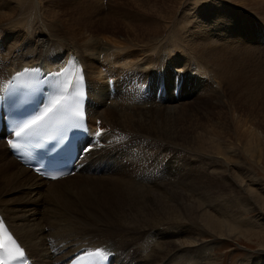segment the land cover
I'll use <instances>...</instances> for the list:
<instances>
[{
	"label": "rangeland",
	"instance_id": "obj_1",
	"mask_svg": "<svg viewBox=\"0 0 264 264\" xmlns=\"http://www.w3.org/2000/svg\"><path fill=\"white\" fill-rule=\"evenodd\" d=\"M19 2V0H7V2H2L0 6V11L3 12L15 10L14 16L0 21V62L3 65L10 66L18 52L22 54L21 51L26 50L24 48H26L31 38L35 41L31 45L32 50L28 51L29 53L24 57V60L27 64L28 60L33 58L31 55L34 54L37 58L35 59L36 63L39 62L38 65L44 64L46 43L48 40L53 39L47 30V27L51 24L57 25L59 29L57 31L60 34L66 33L65 35L69 37L68 40L75 43L77 48L81 49V52L90 61L96 57L91 56L88 52H90L93 44L96 45L95 42L97 41L112 46L114 48L112 52L132 50L130 56L134 59V63H132L134 68L132 69L129 66L117 63L114 65L113 72H110L106 68L110 65L111 58L106 57L109 59L106 61L102 60L104 58L100 61L95 60L97 64H101L102 61L107 64L101 67L102 70L100 69L104 73L101 72V76L112 74L105 77L107 81L110 77H113L115 81L118 78L122 79L125 72L126 74L131 73L137 67H154L157 64L156 60L151 64H144L150 57L155 59L156 51L154 49L161 47H167L168 49L176 44L175 38H178V36L174 34L172 29L175 19H180L183 22V29H181L183 39L186 40L187 38L188 41H193L196 44L198 41L195 40L201 39V37L209 40L213 39L215 49L219 54L213 59L207 58V56L199 59L205 62V66L210 70L209 73H201L197 70L188 71L187 68L190 62L196 60L188 55L189 53L183 48L182 51L176 49L168 51L163 62V68L159 70L155 68L149 72L150 74L143 75L144 77L148 76L144 80L151 78V75H153V80L158 81V79H164L165 74L166 80L169 82L166 85L167 81L164 79L165 84L160 87V97L157 96L158 92L156 91L146 95L144 103L147 104L143 106L142 111H129L120 106H112V104L107 107L101 106L98 109L100 115L104 111H120L123 117L133 118L134 122L126 120L123 122L124 127L119 130L110 126L103 116L97 120L95 117L93 118V125H99L95 131L102 132L100 142L105 143L106 140L123 137V130L132 137V145L137 153L136 157L142 159L148 154L146 152H149V143L152 139L159 146L182 159L177 162V160H180L178 157H171L174 163L177 162L175 165L184 170L182 175L175 176L164 181V183H158L157 186L151 188H141L117 177L105 179L115 172L112 165L116 154L114 151H110L112 160L104 162L103 165L107 167L102 172L99 169L87 173L85 167L84 171L62 181L58 186H61L60 188H63L66 192L61 197L57 195L49 196L45 193L49 184L44 189L40 187L34 189L32 187L33 192L29 194L24 188L20 189L17 183H14L13 186L15 190L17 189L16 191L12 189L0 195V198L3 197V201L0 202H4L2 207L21 208L23 209L22 213L32 218L39 209V211H42L39 214L40 219L47 216V208L53 207L55 209L53 214L59 215L61 218V223L57 224L56 228L64 230L62 226H65V229L70 227L67 230L71 231L75 228H71V226L76 223L78 230L83 235L68 236L69 240L87 243L88 239L93 236V233H84L87 229L99 228L102 234H110L113 226L110 220L114 215L113 210L115 208L108 201L110 199L107 197L110 194L108 190L116 186H124L145 193L164 191L167 194L166 192H172L185 180L194 181V175L200 178V182L204 181L212 184L206 186L204 191H210L213 194L217 191V194L235 199L233 221L240 224L245 231L255 233L256 237L242 239L243 237L239 236L241 240L234 238L219 239L210 234H203L199 244L190 249L198 250V252L204 250L206 255L203 260L206 264H264V212L262 211L264 209H259L258 205L253 202V195L263 194L264 196V0H183V2L182 0H35L39 18L36 16L37 10L32 0H27L23 5ZM214 7L223 16L231 19L227 23H223L221 19H218L219 27L216 31L211 28L210 20H208V16L211 15L210 11ZM33 8L35 11L34 17H28L21 22L17 21L16 14L18 12ZM173 15L175 17L171 20L162 18ZM156 26L160 27L156 28ZM231 27H234L235 33L230 32ZM90 40L93 42L91 43ZM34 43L37 45H33ZM87 45H89V48ZM20 46L22 49L18 51ZM35 47H38V50ZM149 49L151 50L149 51ZM86 50L88 51L85 52ZM3 54L9 59L2 58ZM177 58L178 60H175ZM186 69L188 74L185 72ZM90 70L91 74L95 75L97 69L95 71ZM168 70L175 73L174 81L171 78L174 73ZM247 76L248 78L251 76L252 79H259L261 84L257 88L252 84H250L251 89L246 87L247 84L244 79ZM191 78L200 82L194 85L189 84L188 90L181 93L179 98L169 101V95L174 94L172 84L177 79L178 82L182 80L180 83L183 82V91L187 87V83L192 80ZM144 85L146 87L147 84ZM108 89L110 90V88ZM110 92L113 93L111 90ZM246 95L251 96L250 101V97L247 100ZM139 104V102H131L125 105L139 108ZM165 116L167 120L178 127V131H186V133L191 134L192 139L194 136L200 137L204 145L210 146V149L200 148L195 145L196 142L193 144L185 143L180 138L165 136L154 123L156 121L161 124ZM181 118H184L183 122H180ZM240 126L242 127L238 128ZM241 131H247L248 133H244L247 136L250 133L245 138L248 139L250 144L252 143L250 147H244V141L241 143L240 139L243 136ZM239 135H242L241 138ZM191 138L189 140H192ZM121 139L127 140L125 137ZM215 146L217 149H214ZM123 148L125 149L124 146ZM150 148L155 154L154 159H156L160 153L156 152V148L151 145ZM100 149L103 151L107 147ZM2 152L4 153L5 150H2ZM98 155V153L92 151L90 156L97 157ZM121 156V160L124 162L131 160V157L125 151H122ZM4 162L5 160L0 157L1 186L9 178L7 169L3 165ZM88 165L90 166V163ZM87 174L92 179L89 181L81 180ZM73 180H76L74 182H77V180L84 182L71 184ZM172 185H175V188H172ZM224 185H227V187ZM37 189H41L40 192H37ZM186 189L188 190V188ZM60 192L61 190L56 194ZM215 201H218V199H215ZM123 203L128 202L123 201ZM120 207L115 209L118 211V215L125 212L133 213L134 211V209L127 206ZM154 212L160 213L159 211ZM155 223H147L145 227L137 231L142 232L141 238L150 235V238L157 239L155 236L161 229L155 226ZM195 224L193 222H179L177 224H165L162 228L164 230L188 228ZM200 227L204 229L203 223ZM45 230L51 233L48 226L45 227ZM113 238L116 243L123 244L120 235ZM203 260L200 264H205ZM138 264H141V262L139 261Z\"/></svg>",
	"mask_w": 264,
	"mask_h": 264
},
{
	"label": "bare ground",
	"instance_id": "obj_2",
	"mask_svg": "<svg viewBox=\"0 0 264 264\" xmlns=\"http://www.w3.org/2000/svg\"><path fill=\"white\" fill-rule=\"evenodd\" d=\"M19 1H20L19 3L23 5L27 0H19ZM2 2L3 3L7 2V0H0V6L2 5ZM32 3H35V0H32ZM35 6L37 10L36 16L39 18L37 3H35ZM210 12L211 15L208 16L209 18L208 20H210L209 24L211 25V28H213L214 31L218 30L219 27L217 23L218 19H221L223 23H227V21L231 20L228 17L223 16L218 9L216 10L215 7L211 9ZM34 13H35L34 8L24 9L16 14V19L17 21L21 22L28 17H34ZM14 15H15V10H7L5 12L0 11V21L5 20ZM174 17L175 15L167 16L166 18L162 17V18L171 20ZM182 23H183L182 20L175 19L172 24V29L174 31V34L178 36V38H175L176 44L170 46V48L168 49L167 47L154 49L156 51L155 59L150 57L149 60H147L144 63V64H151L156 60L157 64L152 68L137 67L131 73L128 72V74H126L125 72L126 75L124 74V77L115 87L116 88L115 93L110 92V90L108 89L110 83L105 78L111 76L112 74L108 76H101V72H102L101 67L107 64H105V62L103 61L100 62L101 64H97L95 60L100 61V59L104 58L102 60L106 61L109 60L107 58H111L112 61L109 63L110 65H108L106 68L110 72H113L114 65L117 63L118 64L121 63L124 66H129L132 69L134 68L133 66L134 64H132L134 63L133 61L134 59L133 57L132 58L130 57L132 55V50L126 49L125 52L122 51L116 53V52H112V50L114 49L112 46L108 44L107 45L103 44L99 41L97 42L94 41L96 45L94 46V44L93 45L91 44L93 47L88 53L96 58H92V61H90L85 57L84 53L81 52L82 50L77 48L75 43L68 40L69 37L65 35L66 33L60 34L57 31L59 30L57 28V25L51 24L47 27V30L51 35V37H53V39L51 41L48 40L46 43L47 44L46 54L43 60L44 64H42V66L38 65L39 62L36 63L35 59L37 58H35L36 55L34 54L31 55L33 56V58L28 60L27 64L24 60V57L28 55L29 53L28 51L31 49L32 43L35 41L33 38L29 39L28 41L29 43L27 42L28 44L26 48H24L26 49L25 50L26 52L21 51L23 55L18 52V55L14 57L13 62H11L10 66L3 65L0 62V86H1L0 96L2 98L8 96H15L18 95L22 90H27L29 87L33 85H36L38 88L42 89L43 86H47L46 85L47 77L62 71L69 64L70 56L71 54H73L79 58L81 66L83 68V72L85 73V78L87 80V84H86L87 93H88L87 106H88V113L90 115L91 124L93 125L94 117L97 120L102 118L103 116L110 126H112L114 129L121 130L124 127L123 122H125L126 120L134 122V119L123 117L122 112L120 111L109 110L102 112V115H100L101 113L98 114V109L101 106L107 107L112 104V106H120L121 108L129 111H133V110L142 111V109L144 108L143 106L147 104L144 103V97L149 93H151L152 91H154L153 85L157 82V80L156 81L153 80V75H151V78H149V80H147L148 78L144 80V78L148 76L144 77L143 75L150 74L149 72L155 68L158 70L163 68L164 67L163 62L165 57H167L166 55L168 51H174L175 49L182 51L183 48V50L189 53L188 55H191L192 58L196 60V61H192L193 63L190 62L189 67L187 68L188 71L197 70L198 72L201 73L210 72L208 67L205 66L204 64L205 62L200 61L199 59L201 57L204 58L206 56L207 58L213 59L216 55L219 54V52L215 49L216 48V46L214 45L215 42L213 41V39L209 40L205 37H201V39L200 38L196 39L195 41H198L197 44L194 43L193 41L190 40L188 41L187 38L184 37L186 38L187 40L186 41L181 36V29H183ZM157 27L160 26H156V28ZM230 32L235 33L234 27H231ZM40 33L44 34L41 31ZM92 42L93 41H91V43ZM33 45H37V44L34 43ZM21 46L18 48L19 50L17 49L18 51L22 49ZM87 46L89 48V45ZM35 48L38 50V47ZM35 48L33 49L35 50ZM85 49L87 48L85 47ZM151 49H149V51ZM194 50H196L200 54H198ZM87 51L88 50H86L85 52ZM144 53H146V51H144ZM2 58L9 59L8 57H5V54H3ZM87 60H89L90 62ZM175 60H178V58ZM190 65L192 66L191 68ZM37 66L41 68H38ZM89 68L94 71L95 69H97L95 73V75L96 74L97 75L96 76L92 75L91 70ZM26 69L29 71L26 72L25 71ZM32 69H39V71L36 72L35 76H33V72L31 71ZM187 69L185 70L186 74H188ZM168 71L173 72L171 70ZM20 72H25V73L22 74V76H19ZM102 74L104 73L102 72ZM68 76L72 80L71 83L74 84L75 79L78 77V68L73 63H71L69 66ZM174 77H175V73L171 76L172 81H174ZM164 79L165 81H167L165 74H164ZM164 79L162 80L160 79L158 81L157 89H159L161 86L165 84ZM146 80L147 83L152 86V88L148 91H137L140 85H142V83ZM244 81L246 82L247 84L246 87L248 88H250V84L256 86V88L261 84L259 79H252L251 76H249V78L247 76L244 79ZM30 82L33 83L31 84ZM197 82L199 83L200 81L199 80L195 81V79H192L190 82L187 83V87H185L183 91L181 90L179 92L181 93L185 92V90H188L189 84L194 85ZM246 96H245L246 99L250 97L249 98L250 101L251 96L250 95H246ZM175 99H177L175 94L171 93L169 95V101H174ZM131 102H135V103L139 102L140 103L139 108H134L125 105ZM183 121L184 118H181L180 122ZM154 123L157 127L161 129V132L167 137L180 138L185 143L193 144L194 142H196L195 145H197L198 147L210 149V146L204 145L200 137L194 136L192 139L190 136L191 134L186 133V131H182V130L178 131V127L173 122L167 120L166 116L165 118H163L161 124H159L156 121ZM253 125L255 124L253 123ZM241 127L242 126L238 128ZM3 132H4V136H6L7 138L11 136L6 134V129H4ZM122 132H123V137L127 138V140L121 139L123 137L106 140V142H108V143L105 142L107 145L106 146L107 149L103 151H101V149L95 151L96 153L99 154L97 157L90 156L93 150L91 151V153L89 152L90 155L89 154H85L84 156L79 155L78 157L79 163L81 162L84 165V167L81 169L80 172L84 171L85 167L87 169L86 171L87 173L94 172V170H99V169H100L99 171L102 172L103 169L107 167L106 165H103L104 162L108 160H112L110 151H114L116 156L114 158L112 167L114 168L115 172L114 174H112L109 177H106L105 179L117 177V178L125 179L130 183L141 188H151L157 186L158 183H164V181L166 180L172 179L175 176H180L183 174L184 170H181L180 167L178 168L175 165V163L182 160L178 155L176 156L175 154H172L169 150H165L163 147L159 146L157 142H154L152 139H150L151 143H149V152L148 151L146 152L148 153L146 155L148 157L145 156L144 158L140 159L136 157L137 153L135 147H133L132 145V140H131L132 137L128 135V133H125L123 130ZM245 132L248 133L247 131H244L241 133L243 136L239 135V137L242 136V138L240 137L241 138L240 140L241 143H243V141L245 142L244 147L247 146L250 147L252 143L250 144L248 139H245L249 136L250 133L247 136L246 134H244ZM88 138H90L89 135ZM190 138L192 140H189ZM96 143L97 141L94 144L97 145ZM78 144L83 145L84 144L83 139L80 140ZM150 145L156 148L155 149L157 150L156 152H159L160 155H163L164 157L162 156L160 158L159 157L160 155L158 154V157L154 159L155 154L150 150L151 149ZM123 146L125 147V149L123 148ZM216 146L214 147V149H217L218 146L217 147ZM248 149L250 150V148ZM2 150H5V152L3 153ZM249 150L248 152L250 153ZM122 151H125L126 154L131 157V160H128L127 162L122 161L121 160ZM163 152L164 154H162ZM257 154L259 155L258 152ZM82 156L83 158L81 159ZM0 157H2L5 160L3 165L7 169L8 177H9L8 179L5 180L6 182H3L2 186L0 183L1 186L0 195H2L5 191L9 192L12 189H14L13 186L14 183H17L20 189L24 188V190L28 191L29 194L33 192L31 189L32 187L34 189L39 187L44 189V187L47 184H49V186L45 190L46 191L45 193L48 194L49 196L57 195L58 197H61V195L64 194L66 191L63 188L61 189L60 188L61 186L58 185H60L62 181H65L66 179L70 177H74V175L80 173L78 172L72 175H68L57 180L44 179L43 177L34 173L30 168L24 166L21 162L17 160V158L13 155L8 145V140L3 142V140L0 139ZM171 157L173 158L178 157L180 160H177V162L174 163V161L171 160L172 159ZM86 160L88 161V163H85ZM89 163L90 166L88 165ZM184 174L186 175V173ZM197 176L199 175L197 174ZM193 178L194 181L185 180L177 188H175V185H172V188L175 189L172 192H166L167 194H165L164 191L145 193L144 191H136L134 188H127L124 186H116L113 189L108 190L110 192V194L107 193L109 194L107 195L108 199L110 198L108 201L115 209H119L120 206L122 207L127 206L134 209V211L133 213L125 212L122 215H118V211L114 209L113 210L114 215L110 220V223H113L110 234H102L99 228L87 229L84 233H93L92 238L88 239L87 243L78 242L77 240H69L68 236L83 235L78 230L76 223H73L74 226H71L69 224L71 228L75 227L71 231L67 230L70 227L69 228L66 227L65 229V226L62 225L61 226L64 228V230H61L58 227H57L58 229L56 228V225L61 223L60 221L61 218L59 215L53 214L54 213L53 211H55L53 207L50 208L51 210L47 208L46 210L47 216L44 217L43 219H40L39 214H41L42 211H39V209L38 211H36L35 216L32 218L31 216H27L26 214L22 213L23 209L21 208L11 209V207L3 208L2 203L4 202H0L1 204L0 223H2L4 229L7 230L4 231V229H0V237H4L6 239L7 235L10 233L13 239L16 241V244L19 245V247L24 250L23 257H20L19 253L16 251L15 245L9 244L8 246L17 255V262L22 263V261H24V263L27 264H69L71 261L78 258L80 254L95 249H99L105 254H108V257L110 256L112 258V264H138L139 261L141 262V264H200L202 263L201 260L205 258L206 255L205 251L201 250V252H198V250L196 251L190 248L194 247L196 244H199V240L201 239V236L203 234H210L219 239L234 238L239 240H241L242 237H243L242 239L245 238L250 239L256 235L253 232L245 231L240 224L233 221L234 220L233 208L235 209V207L233 206L236 205L235 199H231L230 196L217 194V191L216 193L214 192V194L210 191H204L206 186L212 184L204 181L200 182V178H197L194 175ZM90 179H92V177L87 174V176H85L81 180L89 181ZM74 181L76 180H73L72 181L73 183L71 184L84 182L79 180H77V182ZM226 182H228V180H226ZM224 186L227 187V185ZM186 188H188V190ZM37 190H38L37 192H40L41 189H37ZM59 190H61V192L59 194H56L57 192H59ZM192 196H197V197H192ZM2 198L3 197L1 196L0 201H3ZM253 198H254L253 202L258 205L259 209L260 208L264 209L263 194L262 195L257 194V196L253 195ZM215 199H218V201H215ZM123 201H127L128 203H123ZM57 211L59 210L57 209ZM154 211H159L160 213ZM262 211L264 212V210ZM234 216L236 217L235 214ZM70 222L72 223V221ZM152 222H156L155 226L161 229L159 230L158 234L155 236V238L157 239L150 238L151 237L150 235L149 236L147 235L145 238H141L142 232H137V231L145 227L147 223H152ZM179 222H193L196 224L188 228H171L167 230H164L162 228V226L165 224H177ZM202 223L204 229L200 227ZM46 226H48L49 229H51V233H48L47 230H45ZM117 235H120L122 237L123 239L122 245L116 243L115 239L113 238L114 236ZM239 236L241 238H239ZM222 243L224 242L222 241ZM78 250H81V253H78ZM30 258H33V262L30 260ZM204 263L206 264V262Z\"/></svg>",
	"mask_w": 264,
	"mask_h": 264
},
{
	"label": "snow or ice",
	"instance_id": "obj_3",
	"mask_svg": "<svg viewBox=\"0 0 264 264\" xmlns=\"http://www.w3.org/2000/svg\"><path fill=\"white\" fill-rule=\"evenodd\" d=\"M25 71L27 72L29 70L26 69ZM31 71L38 72L39 69H32ZM63 108L64 104L61 102L60 98H54L52 103L47 108H45L42 113L24 123L19 128V130L16 131L15 135L17 137L34 135L39 129L45 127L48 124L52 115ZM83 115L84 114L82 112L77 111L73 116V120L78 124V122L83 119ZM9 143H11V141ZM12 146L15 147V145ZM0 229H4L2 223H0ZM4 231L7 230L4 229ZM9 244L15 245L16 251L19 253L20 257H23L24 250L16 244V241L13 239L10 233L7 235L6 239L4 237H0V249H6ZM0 264H3V262L0 261Z\"/></svg>",
	"mask_w": 264,
	"mask_h": 264
}]
</instances>
